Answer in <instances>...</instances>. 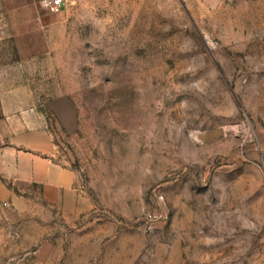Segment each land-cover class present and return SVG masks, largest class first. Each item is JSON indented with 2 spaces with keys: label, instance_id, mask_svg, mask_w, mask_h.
<instances>
[{
  "label": "rangeland",
  "instance_id": "obj_1",
  "mask_svg": "<svg viewBox=\"0 0 264 264\" xmlns=\"http://www.w3.org/2000/svg\"><path fill=\"white\" fill-rule=\"evenodd\" d=\"M46 1L0 0V116L80 196L0 200V264H264V0Z\"/></svg>",
  "mask_w": 264,
  "mask_h": 264
},
{
  "label": "crops",
  "instance_id": "obj_2",
  "mask_svg": "<svg viewBox=\"0 0 264 264\" xmlns=\"http://www.w3.org/2000/svg\"><path fill=\"white\" fill-rule=\"evenodd\" d=\"M57 145L40 111L0 116V200L24 214L34 187L53 207L75 205L79 175L59 159Z\"/></svg>",
  "mask_w": 264,
  "mask_h": 264
},
{
  "label": "built area",
  "instance_id": "obj_3",
  "mask_svg": "<svg viewBox=\"0 0 264 264\" xmlns=\"http://www.w3.org/2000/svg\"><path fill=\"white\" fill-rule=\"evenodd\" d=\"M67 0H47L45 7L52 12H57L65 7ZM7 204V203H5Z\"/></svg>",
  "mask_w": 264,
  "mask_h": 264
}]
</instances>
